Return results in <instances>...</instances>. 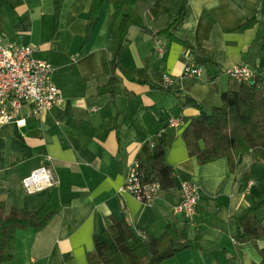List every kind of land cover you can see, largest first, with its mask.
<instances>
[{"label": "crops", "instance_id": "crops-1", "mask_svg": "<svg viewBox=\"0 0 264 264\" xmlns=\"http://www.w3.org/2000/svg\"><path fill=\"white\" fill-rule=\"evenodd\" d=\"M9 1L0 15L4 44L34 47L55 69L61 100L38 117L25 106V126L0 128L5 216L39 207L43 216L55 214L40 232L17 231L3 264H89L95 237L104 240L111 218L155 237L172 225L186 248L162 264H259L264 240L258 249L240 245L239 255L234 237L235 219L264 193L263 161L250 152L237 157L233 170L227 159L200 165L183 133L199 115L188 98L210 114L222 106L223 93L240 89L242 82L230 79L228 70L247 66L264 88V0H137L144 23L154 32L172 25L175 40L132 27L121 63L133 70L134 80L117 71L114 96L105 69L112 57L113 6L104 5L86 42L93 0H62L58 20L53 0ZM194 57L210 63L199 66L200 77L185 76ZM165 76L172 80L168 89ZM171 118L182 119L177 130L168 128ZM159 146L174 170L175 187L146 205L123 187L130 165L142 164ZM43 166L52 168L58 186L26 193L22 181ZM184 183L203 194L191 216L179 211ZM258 217L264 219V210Z\"/></svg>", "mask_w": 264, "mask_h": 264}, {"label": "trees", "instance_id": "trees-1", "mask_svg": "<svg viewBox=\"0 0 264 264\" xmlns=\"http://www.w3.org/2000/svg\"><path fill=\"white\" fill-rule=\"evenodd\" d=\"M9 3V0H0V15L3 6ZM53 3L55 18L58 20L62 0H53ZM106 3L113 6L114 10L111 29L112 57L105 67L109 77L108 85L114 96L118 85L117 71L122 72L129 80H134L133 70L125 68L121 63L132 27L153 36L168 34L169 39L175 38L169 32L172 25L161 32H154L146 25L135 9L137 0H93L86 26V42L93 34ZM182 43L190 53L196 54L191 45ZM194 62L198 66L210 63L199 57H194ZM254 82V86L245 82L238 91L223 93L222 106L213 108L210 114L193 99L188 98V105L197 109L199 115L190 120L183 139L189 154L196 157L200 165L227 159L230 169L233 170L237 157L250 152L258 155L264 163V88L257 75ZM141 169L144 184L158 183L161 191L175 187V173L167 166L165 150L162 147L154 149L153 155L141 164ZM261 210H264V193L259 202L235 219L237 232L234 240L239 255L240 245L252 244L258 249V242L264 240V219L258 217ZM54 215L51 213L43 216L42 207H39L32 212L14 210L10 216H5L4 206L0 203V264L11 257L9 243L15 239L17 231L33 229L40 232L50 224ZM103 235L102 241L95 237V249L88 255L89 264H162L186 248L179 243L177 231L170 224L160 237H155L148 231L138 234L129 222L111 218V224ZM259 254V264H264V249L259 250Z\"/></svg>", "mask_w": 264, "mask_h": 264}, {"label": "built area", "instance_id": "built-area-1", "mask_svg": "<svg viewBox=\"0 0 264 264\" xmlns=\"http://www.w3.org/2000/svg\"><path fill=\"white\" fill-rule=\"evenodd\" d=\"M36 51L32 46L6 45L0 35V128L11 123L25 126L26 120L21 118L25 106L30 107L32 115L38 117L60 103V91L53 82L55 69L47 60L39 59ZM201 74L202 68L194 61L187 65L184 72L188 77H200ZM227 75L242 83L254 81L256 77V73L247 66H236L228 70ZM171 84V77L165 76L163 88L168 89ZM182 122L181 118H171L167 125L171 130H177ZM22 183L28 194L58 186V180L49 166L36 169ZM123 190L137 201L152 205L159 198L161 187L158 183L144 184L141 163L136 162L129 167ZM202 197L200 187L184 183L179 211L191 216Z\"/></svg>", "mask_w": 264, "mask_h": 264}, {"label": "water", "instance_id": "water-1", "mask_svg": "<svg viewBox=\"0 0 264 264\" xmlns=\"http://www.w3.org/2000/svg\"><path fill=\"white\" fill-rule=\"evenodd\" d=\"M249 84L252 85V86H254L255 85V82L254 81H250Z\"/></svg>", "mask_w": 264, "mask_h": 264}]
</instances>
